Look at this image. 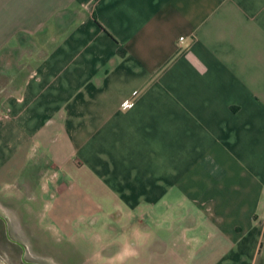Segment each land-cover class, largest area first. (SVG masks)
Instances as JSON below:
<instances>
[{
  "label": "crops",
  "instance_id": "0c3cea01",
  "mask_svg": "<svg viewBox=\"0 0 264 264\" xmlns=\"http://www.w3.org/2000/svg\"><path fill=\"white\" fill-rule=\"evenodd\" d=\"M6 200L13 241L54 208L120 264H264V0H0Z\"/></svg>",
  "mask_w": 264,
  "mask_h": 264
},
{
  "label": "rangeland",
  "instance_id": "374dc122",
  "mask_svg": "<svg viewBox=\"0 0 264 264\" xmlns=\"http://www.w3.org/2000/svg\"><path fill=\"white\" fill-rule=\"evenodd\" d=\"M38 201L39 195L30 196V209L28 217L37 216L38 210L34 208V198ZM45 202H50L49 197H44ZM63 200H65L63 198ZM7 201V200H6ZM28 203V202H27ZM10 202L0 201L4 208H11ZM33 204V206H32ZM37 206V205H36ZM35 220H26L23 231L27 234L24 242L13 241L9 228L0 220V264H120L117 259V233L112 231L108 236L99 225H93L91 219L86 224L78 225V221L70 222L73 233H67L66 227L60 224V219L52 217V211ZM58 213L63 217H69L71 210H67L64 204L58 206ZM5 210L0 207V217L4 218ZM6 212V211H5ZM110 241V246L102 251V245ZM164 259H150L144 251L137 253L132 259H124V264H161ZM162 261V262H161Z\"/></svg>",
  "mask_w": 264,
  "mask_h": 264
},
{
  "label": "built area",
  "instance_id": "2783aa9c",
  "mask_svg": "<svg viewBox=\"0 0 264 264\" xmlns=\"http://www.w3.org/2000/svg\"><path fill=\"white\" fill-rule=\"evenodd\" d=\"M179 39L181 40L182 38H179ZM129 106H130V104L124 103L122 108H128Z\"/></svg>",
  "mask_w": 264,
  "mask_h": 264
}]
</instances>
